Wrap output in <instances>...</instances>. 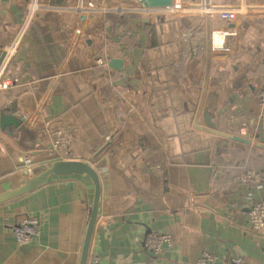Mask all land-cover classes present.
I'll list each match as a JSON object with an SVG mask.
<instances>
[{
    "label": "crops",
    "instance_id": "crops-1",
    "mask_svg": "<svg viewBox=\"0 0 264 264\" xmlns=\"http://www.w3.org/2000/svg\"><path fill=\"white\" fill-rule=\"evenodd\" d=\"M30 3L39 9L18 24ZM89 3L99 10L75 12ZM227 8L244 10L240 48L218 54L211 38ZM15 41L0 92V195L56 161L84 162L100 184L89 253L101 264H264V226L253 223L264 203V0L157 10L135 0H0V46ZM211 91L220 94L215 129L251 145L207 135V155L193 147L184 157L181 126ZM93 195L86 175H52L1 203L0 264H78ZM29 216L47 235L19 246L12 228ZM148 234L169 236L161 256L144 249Z\"/></svg>",
    "mask_w": 264,
    "mask_h": 264
},
{
    "label": "water",
    "instance_id": "water-1",
    "mask_svg": "<svg viewBox=\"0 0 264 264\" xmlns=\"http://www.w3.org/2000/svg\"><path fill=\"white\" fill-rule=\"evenodd\" d=\"M135 1L137 2L138 6L143 7L144 9L147 10L169 9L175 7V0H135ZM182 2H184V0H182ZM15 16L18 18L17 23L18 22L20 23L22 18V12L21 11L15 12ZM1 59L2 56L0 57V61ZM118 65H120V62L114 59L111 60L109 63L110 67L117 68ZM219 99H220V94L218 92L211 91L210 93H207L205 99L204 97L201 96L200 102L197 104V106H195V108L192 109L190 107V111L188 112L187 119L189 120L191 118V122L187 124L186 122H184L181 126L182 127L181 140L183 141L182 146H183L184 157H186L187 155H191L190 152H192L193 147L196 149L195 152L204 151V153L201 156L207 155L209 150L208 146L210 145V138L208 136L222 137L243 145H247V146L251 145V142L245 138L226 134L215 129L220 123ZM5 116L6 115L0 114V126H1V121ZM200 119L203 126L197 125ZM12 120L14 125H16L19 122V118L16 116H13ZM191 131H196L199 132L200 134L198 135L196 133H192V135H190L189 132ZM186 141L189 143H186ZM185 146H187L186 151H185ZM256 147L260 149L261 145L257 143ZM190 160L187 161L185 159L184 164L187 166L192 165V163H190ZM200 165H204V164H200ZM71 174L88 176L91 179L94 186L93 202H92L90 216L87 223L83 243L80 250L79 262H78V264H86L90 251L92 235L97 219V210H98L99 192H100L99 180L96 171L93 167H91L87 163L76 160L56 161L47 170H45L44 172H42L37 176L31 177L30 179L26 180L17 189L0 195V204L21 197L33 191L41 184H43L45 181H47V179L52 175L67 176ZM164 178L166 181V176ZM106 221L110 222V220H106Z\"/></svg>",
    "mask_w": 264,
    "mask_h": 264
},
{
    "label": "built area",
    "instance_id": "built-area-1",
    "mask_svg": "<svg viewBox=\"0 0 264 264\" xmlns=\"http://www.w3.org/2000/svg\"><path fill=\"white\" fill-rule=\"evenodd\" d=\"M38 9V4H28L25 9H23L22 18L25 15L27 19L28 16H32ZM94 10H99V7L89 3L86 6L78 7L75 9V12L80 15ZM217 16L219 25L217 30L212 33L211 51L218 54H230L238 51L240 48L239 27L244 16V10L239 8L222 9ZM17 28L21 30V34L24 33L20 25H18ZM18 43L19 41H15L0 46V57L2 56L0 61V92L6 90L11 84L10 80L2 78V74L7 63L12 61L15 57ZM107 63V61H103L105 66H107ZM24 163L27 167L31 166V159L29 157L24 158ZM254 214L256 215L253 220L254 226L256 229H260L264 226V203L256 207ZM12 235L17 245L29 246L33 243L35 238L43 237L47 234L38 228L37 219L34 216H29L19 225L12 228ZM169 242V236L166 234H148L143 240V247L152 257H159L164 251V246L169 244ZM200 260L204 262L205 260H211V257L204 254ZM235 262L238 263L239 261L236 260ZM86 264L101 263L99 257L89 253Z\"/></svg>",
    "mask_w": 264,
    "mask_h": 264
}]
</instances>
